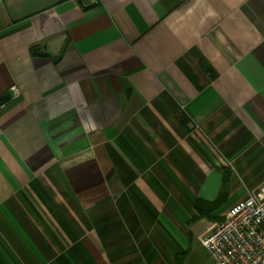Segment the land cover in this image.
<instances>
[{"label":"crops","instance_id":"1","mask_svg":"<svg viewBox=\"0 0 264 264\" xmlns=\"http://www.w3.org/2000/svg\"><path fill=\"white\" fill-rule=\"evenodd\" d=\"M0 264H210L264 182V0H0Z\"/></svg>","mask_w":264,"mask_h":264},{"label":"built area","instance_id":"2","mask_svg":"<svg viewBox=\"0 0 264 264\" xmlns=\"http://www.w3.org/2000/svg\"><path fill=\"white\" fill-rule=\"evenodd\" d=\"M202 244L210 264H264V182L227 207Z\"/></svg>","mask_w":264,"mask_h":264},{"label":"water","instance_id":"3","mask_svg":"<svg viewBox=\"0 0 264 264\" xmlns=\"http://www.w3.org/2000/svg\"><path fill=\"white\" fill-rule=\"evenodd\" d=\"M12 96H13V90L11 88L7 89L4 93L0 95V105L8 101L10 98H12Z\"/></svg>","mask_w":264,"mask_h":264}]
</instances>
